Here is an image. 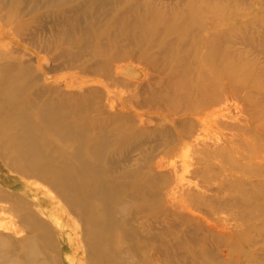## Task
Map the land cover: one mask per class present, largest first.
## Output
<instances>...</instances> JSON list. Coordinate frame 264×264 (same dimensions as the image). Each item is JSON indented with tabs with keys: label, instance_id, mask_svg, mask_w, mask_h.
I'll return each instance as SVG.
<instances>
[{
	"label": "rangeland",
	"instance_id": "rangeland-1",
	"mask_svg": "<svg viewBox=\"0 0 264 264\" xmlns=\"http://www.w3.org/2000/svg\"><path fill=\"white\" fill-rule=\"evenodd\" d=\"M0 264H264V0H0Z\"/></svg>",
	"mask_w": 264,
	"mask_h": 264
}]
</instances>
